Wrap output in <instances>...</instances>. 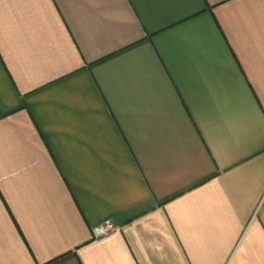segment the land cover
<instances>
[{
	"label": "crops",
	"instance_id": "obj_1",
	"mask_svg": "<svg viewBox=\"0 0 264 264\" xmlns=\"http://www.w3.org/2000/svg\"><path fill=\"white\" fill-rule=\"evenodd\" d=\"M0 264H264V0H0Z\"/></svg>",
	"mask_w": 264,
	"mask_h": 264
},
{
	"label": "built area",
	"instance_id": "obj_2",
	"mask_svg": "<svg viewBox=\"0 0 264 264\" xmlns=\"http://www.w3.org/2000/svg\"><path fill=\"white\" fill-rule=\"evenodd\" d=\"M116 229V224L113 220L108 219L102 222L101 224L95 226L92 230L95 238H101L109 235Z\"/></svg>",
	"mask_w": 264,
	"mask_h": 264
}]
</instances>
